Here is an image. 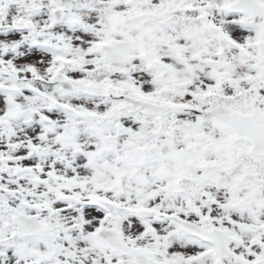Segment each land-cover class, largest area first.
<instances>
[{
	"label": "snow or ice",
	"instance_id": "snow-or-ice-1",
	"mask_svg": "<svg viewBox=\"0 0 264 264\" xmlns=\"http://www.w3.org/2000/svg\"><path fill=\"white\" fill-rule=\"evenodd\" d=\"M0 264H264V0H0Z\"/></svg>",
	"mask_w": 264,
	"mask_h": 264
}]
</instances>
